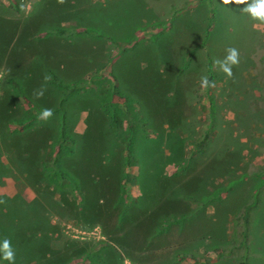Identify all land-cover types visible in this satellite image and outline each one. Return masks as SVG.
Here are the masks:
<instances>
[{
  "label": "rangeland",
  "instance_id": "1",
  "mask_svg": "<svg viewBox=\"0 0 264 264\" xmlns=\"http://www.w3.org/2000/svg\"><path fill=\"white\" fill-rule=\"evenodd\" d=\"M246 6L222 0H0V132L10 120L25 121L24 127L9 126L11 136L0 133V183L9 181L12 195L33 197L15 183L23 184L19 176L43 157L45 137L51 147L44 163L51 160L54 169L61 113L48 121L38 114L43 108L55 112L65 94L68 131L79 143L61 162L70 180L55 178L54 196L66 201L57 208L69 210L66 215L79 210L83 219L65 216L72 220L63 224L65 240L81 253L67 264L254 263L235 200H221L231 188L226 183L264 171V22L243 12ZM59 28L69 34L53 32ZM229 48L239 52L232 77L216 63ZM45 74L80 85L67 91L56 81L45 84ZM204 75L213 77L214 88L200 86ZM114 81L137 117L120 127L111 121V100L123 111L125 100L101 95ZM41 85L47 91L37 100L33 90ZM126 137L135 140L134 160ZM19 197L0 198V225L8 223L0 244L8 238L14 250L21 232L12 207ZM168 219L172 224L162 231ZM89 223L100 227L99 240L65 232L67 225ZM42 258L28 247L22 256L15 253V264H66L56 251ZM0 264L9 261L0 256Z\"/></svg>",
  "mask_w": 264,
  "mask_h": 264
},
{
  "label": "trees",
  "instance_id": "2",
  "mask_svg": "<svg viewBox=\"0 0 264 264\" xmlns=\"http://www.w3.org/2000/svg\"><path fill=\"white\" fill-rule=\"evenodd\" d=\"M53 32L58 35L69 34L66 28L55 29ZM212 79L213 77L211 76L210 80ZM54 81L59 83L57 78L54 77L53 79V76H52L51 83H53ZM59 85L61 86V89L64 88L67 91L68 90L71 91V90H75L76 87H78L80 84L69 86V85H63V83H59ZM105 88L101 89L102 90L101 95L103 94L102 95L103 98L106 97V93L111 92L112 98H114L115 96H118L122 98L123 100H125V103H126V108L123 111V109L119 107L120 104H113L111 100V121L112 123L116 127H120L124 119L126 118H128L129 121L132 120L135 122L136 113H134V111H131L129 108H127L128 107L127 104H130L133 102L130 100L129 97H127L125 94H123L118 89L116 82L115 81L111 82V89L106 90ZM66 100H67V96L64 94L60 108L54 112V114L61 113V122L59 125V131H58V136H57V140L60 144L59 146L60 148L57 150L55 156L53 157L52 163H53L54 169L53 168L50 169L48 166L51 160L44 163V159L46 158L47 160V157L49 156V152H48L49 146L51 147V139L45 137V140H46L45 145L48 148L46 149V152L45 151L42 152L43 157L40 158L38 164L33 166L31 171L28 172L31 179H34L36 182L33 188L38 193L39 199L35 200L33 203L30 204L27 201H25V199L19 197V202L15 205L16 208L12 207V209L18 215L19 224H18L17 229L19 233L21 232L19 235V240H17L18 248L17 247L15 248L16 255H21V256L24 255L26 253L27 248L29 247V249L32 252L37 253L38 256H42L43 257L42 260H43V259L48 258L50 255H52V251H56L57 255L59 257H62L61 259H66L65 263L67 264L71 260H73L72 258L74 256L78 257L81 255V253H78L77 251H72L70 241L67 242V240H65L64 235H62L63 229H64L63 224H66L67 222L72 221L70 218L80 221V219H82V213L79 210H78L79 213L76 211L78 214L77 216L76 213H73V211L70 210L71 214L66 215L67 211L69 210L64 212L63 210L57 208L59 206L62 207L66 201L64 199H57V197L54 196V194H56L57 192V189L54 188L55 178H59V179L62 178L63 180L64 179L70 180V178L67 177V173L65 172V170L61 167V162L65 161L68 157L74 156L75 145L77 146V144L79 143V141L75 139L74 134L68 131L67 122H66V114H65L66 112L63 108V104ZM105 103H108V101H105ZM33 110L36 112L34 108ZM11 124L20 128V127L25 126V121L16 120V121H13ZM28 134H30V132H27V135ZM36 134H39L37 137L41 139L43 138L41 135V132H37ZM206 138L208 139L209 135ZM123 141H124V144L126 142L125 147H126V153L129 156V161L131 159L134 160L135 159L134 157L135 156V151H134L135 140L133 139V137L131 138L126 137L124 138ZM39 166L43 167L42 173L38 172ZM123 166H126V164L124 163ZM36 168L37 170H35ZM122 168L123 167L120 168L119 170L120 172ZM117 174L118 173H116L115 175ZM59 214H61V216ZM65 216H68L70 218H67ZM54 219L55 220L61 219L60 221L62 225L59 223L52 224L54 222ZM164 223L165 224L163 225V227H161L162 231L166 230L172 224V222L169 219L165 220ZM4 225H5L4 228L6 229L8 226V223L6 222ZM13 226H15L13 228H16V225L13 224ZM93 226H98V225L96 224L92 225V223H89L88 225L81 226L80 228L89 229ZM64 255L67 257H63ZM38 259H41V258L38 257Z\"/></svg>",
  "mask_w": 264,
  "mask_h": 264
},
{
  "label": "crops",
  "instance_id": "3",
  "mask_svg": "<svg viewBox=\"0 0 264 264\" xmlns=\"http://www.w3.org/2000/svg\"><path fill=\"white\" fill-rule=\"evenodd\" d=\"M10 121L8 122V126L4 127V129L0 133L11 136V134H8L9 126H12L10 125ZM0 128L2 129V127ZM10 136L9 138H12ZM108 153H111V151H109ZM35 170H37V168ZM38 172H43L42 166L38 167ZM246 175H244L243 178L237 181L235 185L226 183V186H231V188L230 190H225V196L223 195L224 198L222 197L223 199L221 198V200H225L226 203L228 200H235L236 216L242 219V226L244 227V242L245 244L247 243V247L252 251V253L249 255V257H252L251 260H254V263L252 264H264V171L260 172V170L257 169V171H253V173H251L250 175ZM19 180L23 184L15 183L17 186L22 185L26 188V190L33 191L34 195L31 199H26L24 194L22 196L12 195L10 193L12 190L8 189V187L10 186V182L7 180L0 183V198L5 197V199L9 200L13 199L15 196L16 198L20 196L30 204L39 199L38 193L33 188L36 182L34 179H31L29 173H27L26 175H20ZM234 196L236 197L233 198ZM2 214L3 213L0 211V217L2 216ZM226 217L227 219L230 218L229 225H233L230 210ZM55 222L56 220H54L52 224H54ZM4 227L5 225H2L0 227V231L2 230L4 232ZM222 231L225 233L228 232V230L226 229Z\"/></svg>",
  "mask_w": 264,
  "mask_h": 264
},
{
  "label": "clouds",
  "instance_id": "4",
  "mask_svg": "<svg viewBox=\"0 0 264 264\" xmlns=\"http://www.w3.org/2000/svg\"><path fill=\"white\" fill-rule=\"evenodd\" d=\"M60 3H63L64 0H59ZM247 5L243 12L250 14V16L258 20L260 22H264V0H252L251 3H248V0H222V5L230 6V5ZM22 5V9H23ZM228 55L225 57L223 61H216L217 64L220 65L221 70L228 76L232 77V66L239 64V52L235 48H229ZM44 82L47 84L48 81L51 80V76L45 74ZM200 86L202 88H214L215 82L211 81L207 75H204L200 79ZM47 88L44 85H41L40 88L33 90V97L37 100L43 98ZM54 117V110L51 108H43L39 114L38 119L41 121H48ZM0 256L4 260L9 261V264H15V250L12 247V243L8 238H5L0 244Z\"/></svg>",
  "mask_w": 264,
  "mask_h": 264
},
{
  "label": "built area",
  "instance_id": "5",
  "mask_svg": "<svg viewBox=\"0 0 264 264\" xmlns=\"http://www.w3.org/2000/svg\"><path fill=\"white\" fill-rule=\"evenodd\" d=\"M67 231H65L67 234H70L74 238H80V239H94L99 240L101 238V229L99 226H93L89 229L80 228V227H71L67 225ZM98 238V239H97Z\"/></svg>",
  "mask_w": 264,
  "mask_h": 264
}]
</instances>
